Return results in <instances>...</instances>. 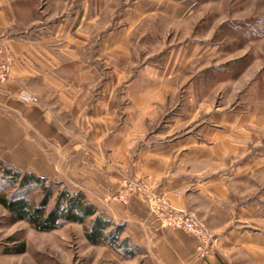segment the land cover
Instances as JSON below:
<instances>
[{
	"label": "crops",
	"instance_id": "1",
	"mask_svg": "<svg viewBox=\"0 0 264 264\" xmlns=\"http://www.w3.org/2000/svg\"><path fill=\"white\" fill-rule=\"evenodd\" d=\"M114 2L81 0L40 26L23 22L36 1L0 0V57L10 65L0 83V159L83 192L122 225L135 253L111 250L114 264H264L261 112L202 110L196 80L183 96L181 75L207 49L173 46L161 57L153 29L170 3L131 0L106 17ZM21 88L40 104L10 95ZM136 179L198 214L218 238L209 255L196 253L192 235L161 227L142 194H123Z\"/></svg>",
	"mask_w": 264,
	"mask_h": 264
},
{
	"label": "rangeland",
	"instance_id": "2",
	"mask_svg": "<svg viewBox=\"0 0 264 264\" xmlns=\"http://www.w3.org/2000/svg\"><path fill=\"white\" fill-rule=\"evenodd\" d=\"M33 1L37 2V14L26 13L24 25L35 17L38 20L36 24L46 26V22L55 20L68 10H75L81 3V0ZM114 1L106 17H120L124 6L131 0ZM176 1L178 6L174 5ZM169 3L161 7V28L156 26L153 29L155 32L161 30V57L165 50L173 46L207 49V54L191 61L181 75L183 96L190 94L186 88L189 80H196L191 90L196 94L193 100L202 110L241 112L246 109L261 112L262 130L256 136L264 143V0H172ZM139 41L145 45L143 39ZM147 45L158 47L160 44L157 39H149ZM173 56L178 57V53ZM22 91L38 99L34 105L40 104L39 97L28 88L18 89L10 95L31 104L17 97ZM7 168L0 160V190L4 194L9 197L28 195L37 202L41 200L40 188L21 190L19 182H8L10 176L3 175ZM49 185L55 194L49 203L51 209L55 206L57 194L70 188L63 183ZM146 191L159 194L142 179L128 182L123 194H142L147 204ZM90 220L87 219L84 224L66 223L59 229L44 232L26 221H11L9 213L0 205V264H114L110 254L113 247L92 245L86 239L85 229L90 226ZM122 236H125L124 229ZM23 242V253L8 252Z\"/></svg>",
	"mask_w": 264,
	"mask_h": 264
},
{
	"label": "trees",
	"instance_id": "3",
	"mask_svg": "<svg viewBox=\"0 0 264 264\" xmlns=\"http://www.w3.org/2000/svg\"><path fill=\"white\" fill-rule=\"evenodd\" d=\"M1 160V159H0ZM8 167L3 175L8 177V182H19L20 189L38 187L42 190L40 201H35L28 195L9 197L0 190V205L9 213L13 222L26 221L39 231H52L61 228L66 223L74 222L84 224L90 220V226L85 229V237L92 245H110L113 252L122 257H131L134 250L128 248L127 239H122V225L115 224L104 212L93 204L86 194L81 191L62 189L56 196L54 208H49V203L54 197L51 184L60 182L42 178L27 170L13 168L2 160ZM25 243L17 248H10V253H23Z\"/></svg>",
	"mask_w": 264,
	"mask_h": 264
},
{
	"label": "built area",
	"instance_id": "4",
	"mask_svg": "<svg viewBox=\"0 0 264 264\" xmlns=\"http://www.w3.org/2000/svg\"><path fill=\"white\" fill-rule=\"evenodd\" d=\"M9 76V61L0 57V82L6 80ZM17 97L27 103H38V99L27 91L20 92ZM144 195L146 196L151 216L161 227L182 230L196 238V253L199 256L205 257L209 255L212 249L217 246V236L211 232L209 226L201 220L193 209L177 207L167 197L151 191H146Z\"/></svg>",
	"mask_w": 264,
	"mask_h": 264
}]
</instances>
